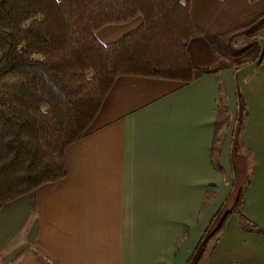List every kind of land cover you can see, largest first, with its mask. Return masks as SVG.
I'll use <instances>...</instances> for the list:
<instances>
[{
	"label": "crops",
	"instance_id": "obj_1",
	"mask_svg": "<svg viewBox=\"0 0 264 264\" xmlns=\"http://www.w3.org/2000/svg\"><path fill=\"white\" fill-rule=\"evenodd\" d=\"M186 50L192 81L119 75L64 176L0 204V264H264V28L240 58Z\"/></svg>",
	"mask_w": 264,
	"mask_h": 264
},
{
	"label": "trees",
	"instance_id": "obj_2",
	"mask_svg": "<svg viewBox=\"0 0 264 264\" xmlns=\"http://www.w3.org/2000/svg\"><path fill=\"white\" fill-rule=\"evenodd\" d=\"M224 3L0 0V204L64 176L66 148L90 126L119 75L190 82L186 48L197 36L220 56H237L229 45L234 21L211 30ZM260 9L240 26L250 39L264 28V2ZM137 15L143 23L118 42L97 39L101 27Z\"/></svg>",
	"mask_w": 264,
	"mask_h": 264
},
{
	"label": "rangeland",
	"instance_id": "obj_3",
	"mask_svg": "<svg viewBox=\"0 0 264 264\" xmlns=\"http://www.w3.org/2000/svg\"><path fill=\"white\" fill-rule=\"evenodd\" d=\"M222 1H225L223 5L224 8L221 11V14H218V18L213 22L211 30H218V28H223L226 26L228 21H234L232 25L234 28L232 30L231 41L229 45L234 52H238V55L230 57L240 58L246 52L244 51L241 53V51L255 40L253 39L254 37H251L252 39L246 37L244 32L247 29H242L240 26H242V23L249 20L250 17L253 18L256 16V13L259 14L262 2H264V0H251V7L245 2V0H220V2ZM248 48L249 47H247V49ZM236 187H239V183L237 181L235 182V188ZM232 202L233 197L231 196L226 203V207L230 206Z\"/></svg>",
	"mask_w": 264,
	"mask_h": 264
}]
</instances>
